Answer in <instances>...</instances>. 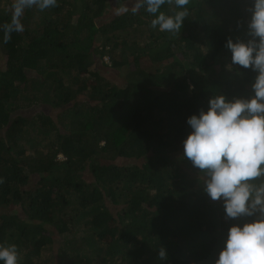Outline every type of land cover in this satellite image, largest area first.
<instances>
[{"label":"trees","instance_id":"16d2710c","mask_svg":"<svg viewBox=\"0 0 264 264\" xmlns=\"http://www.w3.org/2000/svg\"><path fill=\"white\" fill-rule=\"evenodd\" d=\"M124 1L26 8L5 39L13 3L0 0V246L18 264H215L230 225L255 218L227 219L183 156L209 98L253 95L256 72L224 46L250 39L252 0H189L175 35ZM32 105L54 118L17 113Z\"/></svg>","mask_w":264,"mask_h":264},{"label":"clouds","instance_id":"9594fccd","mask_svg":"<svg viewBox=\"0 0 264 264\" xmlns=\"http://www.w3.org/2000/svg\"><path fill=\"white\" fill-rule=\"evenodd\" d=\"M56 2L14 0L11 22L4 27L5 39L12 31H23L20 18L26 8L44 10ZM166 2L173 0H137L131 12L144 8L154 16L151 27L175 35L188 14L185 6L189 0H174L179 10L173 15L161 11ZM249 11L250 39L228 38L224 46L231 53L232 65L256 72L253 95L235 99L212 96L206 110L187 118L191 131L183 140V156L205 173L204 192L213 201L222 200L225 217H255L230 225L215 264H264V184L249 183L264 175V0H252ZM157 256L163 262L166 249L161 247ZM0 264H18L15 245L0 246Z\"/></svg>","mask_w":264,"mask_h":264},{"label":"rangeland","instance_id":"374dc122","mask_svg":"<svg viewBox=\"0 0 264 264\" xmlns=\"http://www.w3.org/2000/svg\"><path fill=\"white\" fill-rule=\"evenodd\" d=\"M9 1H11L12 3H14V0H9ZM115 2H116V5L118 6V8H122L124 5H123V3H126L124 0H114ZM3 2L4 3H7V0H3ZM128 2H129V0H128ZM73 3V2H72ZM35 7V6H34ZM25 11V10H24ZM23 14H24V12H23ZM106 17H108V13H106V15H105ZM31 21L32 22H34V18L32 17V19H31ZM96 60V59H95ZM107 60V59H106ZM95 65H96V62L94 63V64H92L91 66H90V68H89V70H91V71H97L96 69V67H95ZM122 71H118V70H112V69H110V70H108V72H106V74L108 75V78H112V79H115V81L118 79V74L119 73H121ZM29 74H31V73H29ZM40 105V104H39ZM31 109H33L32 110V112H30V110ZM39 111H45L46 113H48V115L50 116V117H52V118H54V115H55V111H53V109H51L50 107H47V108H43V107H38V106H35V105H32V106H30V107H27V108H25V109H22V111L20 110V111H18L17 113H23L24 115H28V114H30L29 116H32V114H34L35 112H39ZM59 126V129L61 130V131H65L66 130V126H62V125H58ZM64 159V156L62 155V154H59L58 155V159ZM87 174H88V172H86V175H85V172H84V176L85 177H87ZM34 180V179H33ZM34 182H35V180H34ZM83 229H80V231H82ZM84 232H82V233H80L81 235L83 234Z\"/></svg>","mask_w":264,"mask_h":264}]
</instances>
